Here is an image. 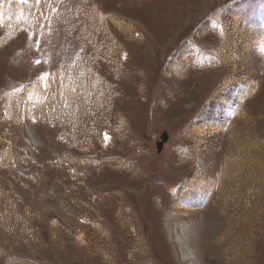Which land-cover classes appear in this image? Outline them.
I'll return each instance as SVG.
<instances>
[{"label": "rangeland", "instance_id": "374dc122", "mask_svg": "<svg viewBox=\"0 0 264 264\" xmlns=\"http://www.w3.org/2000/svg\"><path fill=\"white\" fill-rule=\"evenodd\" d=\"M229 1H3L10 24L0 23V154L17 164L0 165V213L32 218L30 226L0 218V264L5 254L43 264H192L181 245L189 219L201 223L191 243L206 248L204 264H264V0L231 27ZM93 3L131 34L110 25L118 76L107 55L91 59L112 84L113 102L104 119H87L90 131H75L77 147L66 141L70 132L66 139L59 126L21 116L29 96L9 104L25 84L43 85L90 54L78 31ZM206 19L218 27L198 32ZM182 41L191 45L179 48L187 51L177 74L164 62ZM220 44L231 61L207 65ZM119 120L125 127L116 132ZM224 160L226 190L217 195L212 182ZM241 181L249 187L236 199L229 187Z\"/></svg>", "mask_w": 264, "mask_h": 264}, {"label": "trees", "instance_id": "16d2710c", "mask_svg": "<svg viewBox=\"0 0 264 264\" xmlns=\"http://www.w3.org/2000/svg\"><path fill=\"white\" fill-rule=\"evenodd\" d=\"M235 1L236 0L229 1L228 5L230 14L225 18V20L228 21L227 26L230 27L235 26L234 21L239 18L238 15L240 13L241 16L246 14V10L238 1L233 6ZM82 16L86 18L87 25L84 28L81 23V27L78 32H80L82 40H84V42H86L85 44L89 47V52L91 55L87 52L85 58L82 60H77V62L72 65V67L65 69L60 75H56L53 78L48 79L46 85H42L37 81L31 85L25 84L19 90L20 92L15 91V93L12 95L13 99L9 104L11 108L17 107L15 104L16 100H21V102L25 101L27 103V97L29 96L31 99V104L26 106L23 103V106L20 107L22 108L21 116L39 118L40 120H45L50 124L59 126L61 129L60 137L66 139L69 135L68 132H70L71 139L64 140L68 141L70 146L74 145L77 147H81L82 140L78 141L79 139H75V131L78 129H80L82 133L90 131L91 128L87 125V119L91 117V115L95 116V118L97 117V120L101 119V117L104 119V117H107V112L111 108L113 102L114 89L112 84H110V82H108L104 77L100 76L95 70L92 69L91 59H98V57H102L101 59H103L106 58L107 55L108 59L106 58V61L110 63V66H108L110 72H112L113 75L118 76L119 66L116 61V54L114 53L118 50V43L115 39V36L113 35V32L111 31V26H116L123 32L130 33L129 26H127L124 22L117 20L111 13L101 14L94 3L90 5V9H86V11L82 13ZM208 30L209 27L207 23H203L198 29V32H207ZM237 30L241 31L242 29ZM224 32L225 30H222V33ZM232 32L233 33L231 34L235 35L236 32H234V30ZM238 33L241 32H237L236 35H238ZM133 35L135 36V32ZM97 36H99V42L96 40L98 39ZM224 36L227 39V32L224 34ZM229 49L230 48L228 46L220 44L218 49L214 52L216 60L221 62L231 61L232 58L228 54ZM172 62L173 70L179 72V68H177V60L173 59ZM31 89L33 90L31 91ZM6 106L7 105L5 104L4 108L2 109V115L4 117H8V113L4 111ZM9 114L12 113L9 112ZM107 120H103L105 125H107ZM124 123L125 122L122 120H119L118 123H116V132H120L122 129H124ZM224 128L227 131H231L233 129V124H226ZM196 129L197 127L195 130ZM0 153L2 152L0 151ZM179 156L181 155L179 154ZM69 158H72V156H69ZM77 159L91 162V159L89 158L87 159L83 157H77ZM16 164L15 157L12 156V158L9 160L7 157L5 158L0 154L1 166H6L8 169V166H15ZM219 166L220 169L217 173V176L212 182V188L215 189L217 195L222 190H226V183L224 182V179L227 175L226 170L228 168V161L224 160ZM247 183L248 182L241 181L235 183L236 186L231 188L229 187L230 190H233V188L234 190L236 189L234 192L235 196H237L236 199H239V194L245 193L249 187ZM256 188L257 187L254 186L253 190H256L255 192L259 193V189L257 190ZM199 191L204 192L203 190ZM230 192L232 193V191H228L229 194ZM12 207L14 209V203ZM245 207L248 208L247 205ZM116 208L117 209L115 212L120 211L119 209L122 208L121 203L117 205ZM0 214L1 223L4 221L12 222V218L14 219L15 217L16 222L20 220L22 221L21 224H24V222H27L28 224L30 223V221L27 219V216H19L17 213V215L14 217V215L8 210V207H3ZM96 225H99L101 229L102 227L105 229V227L100 223H97ZM11 229H13L12 226ZM20 229L25 228L20 227ZM240 229L241 228H239L236 233L247 238L249 230L246 228ZM27 235L29 236L28 233ZM3 255L4 254H2V256ZM4 257L7 261L5 264H43L28 257H19L10 254H5Z\"/></svg>", "mask_w": 264, "mask_h": 264}, {"label": "bare ground", "instance_id": "6f19581e", "mask_svg": "<svg viewBox=\"0 0 264 264\" xmlns=\"http://www.w3.org/2000/svg\"><path fill=\"white\" fill-rule=\"evenodd\" d=\"M188 222H189V224H186V225L183 226L185 229L183 231V233H184V241L181 243V245L184 246V249L182 250V252H183L184 256L185 255L188 256V254L191 255V257H190L191 262L190 263H192V264H204V262L202 260V256H203V259H205V255H206L205 249L206 248L202 249V252H203V254H202L200 252V247L197 248L198 244L195 245V244L191 243V239L193 237V241H194V238L196 237V234H197V232L199 230V227H200L201 223H200V221H192L191 219H189ZM196 240H198V238Z\"/></svg>", "mask_w": 264, "mask_h": 264}, {"label": "water", "instance_id": "95a60500", "mask_svg": "<svg viewBox=\"0 0 264 264\" xmlns=\"http://www.w3.org/2000/svg\"><path fill=\"white\" fill-rule=\"evenodd\" d=\"M161 137H162V139L164 141L166 139V137H167V133L166 132H163ZM161 145H162V141H160V142L157 143V150L158 151L160 150Z\"/></svg>", "mask_w": 264, "mask_h": 264}]
</instances>
